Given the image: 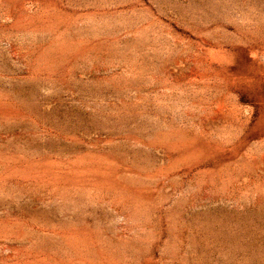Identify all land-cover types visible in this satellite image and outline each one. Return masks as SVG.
Listing matches in <instances>:
<instances>
[{"label":"rangeland","instance_id":"rangeland-1","mask_svg":"<svg viewBox=\"0 0 264 264\" xmlns=\"http://www.w3.org/2000/svg\"><path fill=\"white\" fill-rule=\"evenodd\" d=\"M0 264H264V0H0Z\"/></svg>","mask_w":264,"mask_h":264}]
</instances>
